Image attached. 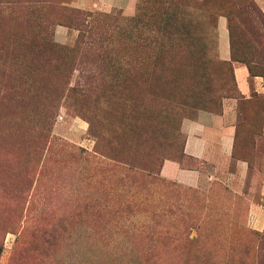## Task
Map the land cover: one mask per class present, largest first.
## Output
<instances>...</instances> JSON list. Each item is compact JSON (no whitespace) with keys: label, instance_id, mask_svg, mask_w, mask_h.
I'll list each match as a JSON object with an SVG mask.
<instances>
[{"label":"rangeland","instance_id":"obj_1","mask_svg":"<svg viewBox=\"0 0 264 264\" xmlns=\"http://www.w3.org/2000/svg\"><path fill=\"white\" fill-rule=\"evenodd\" d=\"M73 1L0 0V264H264V226L244 195L160 175L165 159L190 166L183 122L219 113L225 95L237 99L239 147L264 171L260 5ZM221 18L230 58L250 66L247 98L221 58ZM96 32L109 55L93 66L83 47Z\"/></svg>","mask_w":264,"mask_h":264},{"label":"crops","instance_id":"obj_2","mask_svg":"<svg viewBox=\"0 0 264 264\" xmlns=\"http://www.w3.org/2000/svg\"><path fill=\"white\" fill-rule=\"evenodd\" d=\"M135 1L74 0L73 3L79 7H93L102 11H111L115 7L128 11ZM256 1L264 11V0ZM220 29L221 58L231 60L227 24L224 18L220 19ZM232 67L237 90L242 96L249 97L251 82L247 66L239 61H232ZM253 87H259L258 80L253 82ZM237 121L238 103L233 97L223 99L219 113L200 111L196 118L185 120L182 125L183 159L189 160L191 164L183 166L178 161L165 159L160 167V175L185 186L205 188L206 191L214 182L219 181L227 185L235 193L244 195L248 202L251 225L262 228L264 171L259 170L254 156L249 161L235 155Z\"/></svg>","mask_w":264,"mask_h":264},{"label":"trees","instance_id":"obj_3","mask_svg":"<svg viewBox=\"0 0 264 264\" xmlns=\"http://www.w3.org/2000/svg\"><path fill=\"white\" fill-rule=\"evenodd\" d=\"M74 9H72L73 11ZM74 11H77V10H74ZM141 13H139V11H137L135 13V15L133 17L130 18V21H133L134 23H139L142 22V19H141ZM137 23V24H138ZM135 24V25H137ZM97 37H100L99 36V32H96L95 33V39H93V42L91 45H88L87 47H83V49L88 52L89 54L93 55L92 57V65L93 63H97V61H103L104 60V57L107 58L109 53L107 51L106 48H104V44H102V37H100L99 39H97ZM146 39L147 37L145 38L143 36V34L141 35V38H140V41L137 42V48H138V53L141 54L142 57H140V61H144L146 57H149V53L147 52V48H146ZM47 39L45 38L44 39V42L40 41V45H42L43 43L46 44V41ZM47 45V44H46ZM118 51V50H117ZM162 52H163V56L165 57V52L162 50V48H160L159 50V54H160V57L162 56ZM117 53V52H116ZM121 57H118L117 59H120ZM232 61H238L236 59H231V69H232V75H233V78H234V74H233V67H232ZM98 64V63H97ZM96 65V64H94ZM93 65V66H94ZM246 65V64H245ZM248 70L250 71V66L246 65ZM94 70L95 71H100L99 68H95L94 67ZM234 81H235V78H234ZM116 83V82H115ZM235 87H236V90H237V86H236V83H235ZM114 88L115 90H119V85L118 84H115L114 85ZM238 94L241 95L239 93V91L237 90ZM223 97H231V96H223ZM220 106L222 107V105L220 104ZM221 111V109H219ZM239 113H240V110H239ZM239 143V127L237 126V132H236V146H235V155L238 156V157H243L245 159H248L250 161V158L248 156L245 155V150H241L242 149V145L239 147L238 145ZM182 156L184 157L183 155V147H182ZM180 162V164L182 165L181 161H178Z\"/></svg>","mask_w":264,"mask_h":264}]
</instances>
